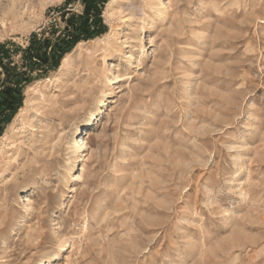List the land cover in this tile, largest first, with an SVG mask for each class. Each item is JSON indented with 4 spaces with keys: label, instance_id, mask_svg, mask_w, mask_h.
Returning a JSON list of instances; mask_svg holds the SVG:
<instances>
[{
    "label": "rangeland",
    "instance_id": "rangeland-1",
    "mask_svg": "<svg viewBox=\"0 0 264 264\" xmlns=\"http://www.w3.org/2000/svg\"><path fill=\"white\" fill-rule=\"evenodd\" d=\"M63 4L0 0L14 62ZM101 20L0 135V264H264V0Z\"/></svg>",
    "mask_w": 264,
    "mask_h": 264
},
{
    "label": "trees",
    "instance_id": "trees-1",
    "mask_svg": "<svg viewBox=\"0 0 264 264\" xmlns=\"http://www.w3.org/2000/svg\"><path fill=\"white\" fill-rule=\"evenodd\" d=\"M78 0H64L60 18L65 27L56 35L52 25L41 33H33L24 49H19L18 63L5 46H0V135L11 122L23 101V90L33 80L54 72L63 57L78 43L90 40L104 30L101 10L108 0H81V13L70 8Z\"/></svg>",
    "mask_w": 264,
    "mask_h": 264
},
{
    "label": "bare ground",
    "instance_id": "bare-ground-1",
    "mask_svg": "<svg viewBox=\"0 0 264 264\" xmlns=\"http://www.w3.org/2000/svg\"><path fill=\"white\" fill-rule=\"evenodd\" d=\"M79 143H81V145L84 143V140H82V139H78V141H77V145L79 144Z\"/></svg>",
    "mask_w": 264,
    "mask_h": 264
}]
</instances>
